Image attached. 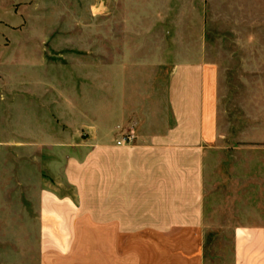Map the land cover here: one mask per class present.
<instances>
[{"label": "rangeland", "instance_id": "1", "mask_svg": "<svg viewBox=\"0 0 264 264\" xmlns=\"http://www.w3.org/2000/svg\"><path fill=\"white\" fill-rule=\"evenodd\" d=\"M204 61L222 114L264 118V0H0V264H40L41 191Z\"/></svg>", "mask_w": 264, "mask_h": 264}, {"label": "crops", "instance_id": "2", "mask_svg": "<svg viewBox=\"0 0 264 264\" xmlns=\"http://www.w3.org/2000/svg\"><path fill=\"white\" fill-rule=\"evenodd\" d=\"M168 95L133 144L111 123L67 160L72 194L41 191L40 264H264V118L221 113L208 61L180 63Z\"/></svg>", "mask_w": 264, "mask_h": 264}, {"label": "built area", "instance_id": "3", "mask_svg": "<svg viewBox=\"0 0 264 264\" xmlns=\"http://www.w3.org/2000/svg\"><path fill=\"white\" fill-rule=\"evenodd\" d=\"M136 139V134L130 130L123 132L116 140L117 145H131Z\"/></svg>", "mask_w": 264, "mask_h": 264}]
</instances>
